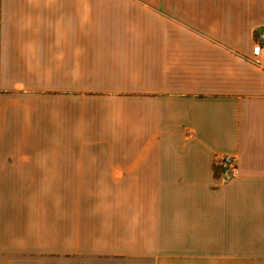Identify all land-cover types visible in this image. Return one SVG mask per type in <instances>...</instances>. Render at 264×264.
I'll use <instances>...</instances> for the list:
<instances>
[{"label": "crops", "instance_id": "0c3cea01", "mask_svg": "<svg viewBox=\"0 0 264 264\" xmlns=\"http://www.w3.org/2000/svg\"><path fill=\"white\" fill-rule=\"evenodd\" d=\"M262 30L264 0H0V264H264Z\"/></svg>", "mask_w": 264, "mask_h": 264}, {"label": "built area", "instance_id": "2783aa9c", "mask_svg": "<svg viewBox=\"0 0 264 264\" xmlns=\"http://www.w3.org/2000/svg\"><path fill=\"white\" fill-rule=\"evenodd\" d=\"M264 48V30H262L258 35V40L255 43L252 53L251 62H256V60L261 56L262 49ZM214 167L219 172L223 171H234L236 168V159L231 156H219L214 160Z\"/></svg>", "mask_w": 264, "mask_h": 264}, {"label": "rangeland", "instance_id": "374dc122", "mask_svg": "<svg viewBox=\"0 0 264 264\" xmlns=\"http://www.w3.org/2000/svg\"><path fill=\"white\" fill-rule=\"evenodd\" d=\"M102 193V194H100ZM97 197H104V192H83V205H88V201L85 202L86 199L89 198H97ZM86 208V207H83ZM90 240H83L84 245H88ZM86 254H83V264H92V262L96 263V261H92L96 258L95 255L89 254L88 250L84 251ZM94 259L91 260L92 257ZM96 260V259H95Z\"/></svg>", "mask_w": 264, "mask_h": 264}]
</instances>
